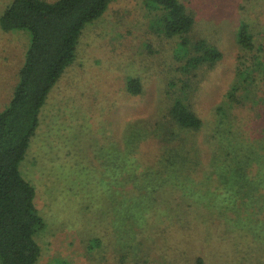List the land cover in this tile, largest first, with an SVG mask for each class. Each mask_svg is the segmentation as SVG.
Returning a JSON list of instances; mask_svg holds the SVG:
<instances>
[{
  "label": "rangeland",
  "instance_id": "1",
  "mask_svg": "<svg viewBox=\"0 0 264 264\" xmlns=\"http://www.w3.org/2000/svg\"><path fill=\"white\" fill-rule=\"evenodd\" d=\"M13 1L0 0V20ZM180 1L195 18L191 55L201 40L223 53L199 74L176 76L181 40L157 29L146 0H113L84 29L20 167L45 220L37 264H264V101L236 109L249 138L242 134L234 152L222 114L227 134L214 159L207 141L236 78L243 20L264 49V0ZM30 38L0 23V112ZM130 76L143 82L141 94L127 91ZM178 100L203 118L202 129H179L171 115ZM128 128L141 137L126 139ZM188 183L201 200L183 195ZM178 193L200 207L187 223L153 214Z\"/></svg>",
  "mask_w": 264,
  "mask_h": 264
},
{
  "label": "trees",
  "instance_id": "2",
  "mask_svg": "<svg viewBox=\"0 0 264 264\" xmlns=\"http://www.w3.org/2000/svg\"><path fill=\"white\" fill-rule=\"evenodd\" d=\"M112 1L14 0L1 16V27L5 31L29 30L31 38L12 97L0 112V264H37L40 260L42 247L37 235L45 227V220L36 203V188L22 173L21 163L26 157L31 139L40 127L44 107L53 87L76 59L84 29L101 17ZM146 3L158 14L155 20L157 29L169 37L181 40L175 52L179 62L174 70L176 76L178 73H187L188 76L199 74L201 65H215L222 59V51L204 40L197 42L194 54L191 55L188 35L195 25V18L180 0H146ZM237 42L241 52L236 78L226 93L207 138L209 144L215 145H210L213 159L219 154L221 142L227 134L225 120L220 114L231 124V151L242 134L249 138L246 134L248 128L242 127L236 109L264 101V49L256 42L246 20L238 28ZM126 88L129 93L138 95L143 92L144 85L138 77L130 76ZM171 115L182 130H200L205 126L203 118L182 100L173 104ZM128 130L126 139L141 137L132 128ZM249 143L247 150H250L254 142ZM129 151L127 149L126 153ZM187 159L194 162L190 153ZM176 188L182 189L180 185ZM185 189L184 196L194 200L203 198L201 192L189 183ZM181 196L174 197L172 205L169 204L166 209L159 208L160 204L153 205V214H160V211L171 221H176V224L187 223L200 207L191 206L196 203ZM149 197L141 193L140 199L146 204Z\"/></svg>",
  "mask_w": 264,
  "mask_h": 264
}]
</instances>
